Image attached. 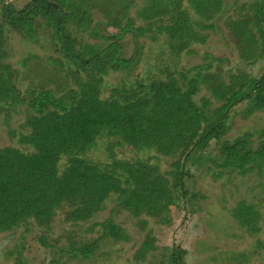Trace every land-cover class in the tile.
<instances>
[{
    "label": "trees",
    "instance_id": "trees-1",
    "mask_svg": "<svg viewBox=\"0 0 264 264\" xmlns=\"http://www.w3.org/2000/svg\"><path fill=\"white\" fill-rule=\"evenodd\" d=\"M100 8L95 0H28L22 7L0 0V118L9 139L17 137V145L0 146V234L21 230L6 252L15 264H26L25 234L33 226L45 233L38 238L45 242L59 212L66 224L86 223L113 196L114 213H129L145 232L134 259L144 263L157 251V238L142 217L167 222L179 199L191 206L198 198L187 189L191 167L203 166L215 147L229 172L264 173V121L225 137L240 105L247 117L264 112V74L228 72L224 78L211 71L213 61L223 59L207 52L202 64L189 69L181 64L194 46L207 42L224 0H105ZM236 10L244 12L246 5ZM259 17L264 25V0ZM251 23L239 13L227 23L244 60L258 58L260 51ZM6 26L31 43L39 41V28L50 30L59 55L40 68L42 77L50 76L49 85L56 83V72L64 74L55 90L42 80L21 91L20 73L6 61ZM19 105L25 118L18 131L9 119ZM101 143L105 161L91 156ZM122 145L168 158L171 169L164 172L158 161L117 157L115 148ZM261 203L241 199L230 211L247 234L262 231ZM96 226L102 230L96 244L104 238L128 241L110 217ZM184 255L176 246L159 264H183ZM251 255L241 256L245 262Z\"/></svg>",
    "mask_w": 264,
    "mask_h": 264
},
{
    "label": "rangeland",
    "instance_id": "rangeland-1",
    "mask_svg": "<svg viewBox=\"0 0 264 264\" xmlns=\"http://www.w3.org/2000/svg\"><path fill=\"white\" fill-rule=\"evenodd\" d=\"M8 1H12L16 7H22L28 0ZM77 1L86 4L92 0ZM104 1L95 0V4L99 7L101 5L100 9H103ZM224 3L225 9L220 15H216L213 21L214 27L207 30V42L194 46V50L184 56L181 64L187 69L202 64L203 56L207 52L223 59L221 64L213 61L211 71H221L224 78L228 72L235 74L243 72L251 77H259L264 74V25L259 17V0H224ZM241 5H246V11L236 10ZM108 9L111 10V8ZM238 13L249 15L252 19L251 25L260 47L258 58L254 60H244L240 57L241 53L238 50L240 48H236V42L228 28V21L235 20ZM93 15L95 19L101 18L98 11L93 12ZM37 23L40 24L38 20ZM6 27L5 48L8 53L6 61L20 73L18 80L21 91L24 92L29 87H38L39 81L42 80H47L44 83L47 88L55 90L56 85L63 80L64 74L61 71L56 72L54 75L56 78L53 80L56 83L49 85L50 76L42 77L40 68L41 64L51 62L49 57L59 55L58 46L53 42L50 30L39 28V41L31 43L21 38L8 26ZM33 56L39 57V60L34 59ZM29 57L33 58L25 65L24 61ZM228 80L227 77L226 81ZM244 106L243 104L237 108V115L225 137H235L263 123L264 112L255 114L252 118L247 117L243 114ZM24 111V106L19 105L11 112L9 125L12 129L21 130L20 127L25 118ZM1 121L0 118V146L9 143L17 145V137L9 139L10 132ZM115 153L117 157L127 159L140 157L152 162L158 161L164 172L171 169L170 159L155 157L151 151L136 153L122 145L115 148ZM91 156L94 160L105 161L107 152L104 143H101L99 149ZM230 170L229 166L218 157L217 147H215L210 153L209 160H206L203 166L191 167L192 178L186 181L187 189L198 197L191 206L179 199L177 205L169 213L167 222L159 221L158 217L152 215L142 217L148 219V228L157 238V251L150 253L144 263L134 259L145 232L139 229L137 219L129 213L123 211L114 213L115 196L106 200L104 208L86 223L66 224L63 222V212H59L52 224V232L45 235V242L38 240L39 236L45 233L33 226V230L25 234L23 262L48 264L51 259H56L59 264H159L161 259H166L170 255L172 248L180 246L185 250L183 264H238L240 262L242 264H264V173L250 171L241 175L238 171L229 172ZM241 199L262 202L260 212L263 215L259 224L262 226V231L257 235L247 234L232 219L230 211ZM109 217L126 233L128 241L104 238L105 240L102 239L97 244L95 243L102 230L99 226L94 228L92 226ZM20 233L21 230L15 233L0 234V264H15L13 256H7L6 252L16 244ZM164 247L167 249L163 251ZM249 253L252 255L244 262L241 255Z\"/></svg>",
    "mask_w": 264,
    "mask_h": 264
}]
</instances>
